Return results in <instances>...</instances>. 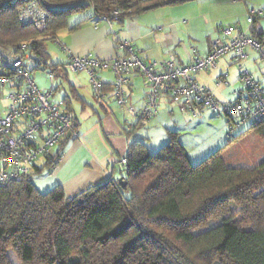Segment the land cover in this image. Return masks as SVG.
Masks as SVG:
<instances>
[{
  "label": "trees",
  "instance_id": "16d2710c",
  "mask_svg": "<svg viewBox=\"0 0 264 264\" xmlns=\"http://www.w3.org/2000/svg\"><path fill=\"white\" fill-rule=\"evenodd\" d=\"M189 1L40 0L47 27L39 32L17 21V0H0V45L32 57L37 69L50 67L55 78L64 64L48 63L45 43L70 14L89 6L112 20ZM248 132L264 140V119L237 138ZM235 139L197 163L175 136L156 152L132 140L125 189L105 180L71 197L59 186L40 192L34 172L0 186V264H12L8 249L21 264H264V159L251 168L227 165L222 151ZM42 157L51 170L61 151Z\"/></svg>",
  "mask_w": 264,
  "mask_h": 264
},
{
  "label": "crops",
  "instance_id": "0c3cea01",
  "mask_svg": "<svg viewBox=\"0 0 264 264\" xmlns=\"http://www.w3.org/2000/svg\"><path fill=\"white\" fill-rule=\"evenodd\" d=\"M253 8L263 12L248 23V13ZM231 23H237L243 31L264 41V0H192L142 10L110 22L97 17L88 6L67 16L65 26L57 31L53 40V43L62 42L66 49H59L57 45L55 58L46 51L50 58L48 63L65 64L71 56L85 54L110 60L122 52L117 47L118 39H127L144 59L162 60L174 55L180 64L186 65L209 52L218 26ZM244 64L264 88V64L257 53L248 50ZM67 73L65 71L63 76ZM221 75L225 76L227 84L216 86L215 81ZM192 76L223 103L234 101L235 92L242 89L233 52L219 58L214 67L192 73ZM98 77L102 80L103 94L100 98L92 96L94 101L88 98L92 92L85 72L72 73L61 96L57 97L55 90L53 100H65L78 137L69 136L54 148L53 152L61 151V157L53 169L49 170L44 164L45 157L36 161L33 170L36 176H32V181L40 192L59 186L71 197L105 180L117 181L124 175L121 160L132 140H140L150 152H156L171 135L175 136L188 158L197 163L232 138L226 117L216 116L207 108L199 109L198 114L192 116L167 94L160 97L156 115L149 121H138L130 117L126 107L117 105L111 89L112 72L101 70ZM147 89L146 80L132 72L126 87L127 104L139 106ZM6 96L3 88L0 116L6 111ZM140 126H145L143 131H138Z\"/></svg>",
  "mask_w": 264,
  "mask_h": 264
},
{
  "label": "built area",
  "instance_id": "2783aa9c",
  "mask_svg": "<svg viewBox=\"0 0 264 264\" xmlns=\"http://www.w3.org/2000/svg\"><path fill=\"white\" fill-rule=\"evenodd\" d=\"M17 1V21L39 32L45 30L47 12L40 0ZM111 13L113 16L118 15L120 10L115 9ZM260 14L262 9H250L247 22L251 23ZM101 19L110 22L107 16ZM55 42L59 49H66L62 42ZM117 47L122 52L110 60L85 54L71 56L67 63L59 67L74 72L84 71L95 98L103 94L98 72L110 70L113 74L111 89L117 105L126 107L131 117L141 121L158 113V102L163 94L170 96L192 116H196L199 109L207 108L214 115H224L237 125L247 121L255 124L264 119V88L244 66L248 50L255 51L264 64V41L243 31L237 23L218 26L215 37L210 41L209 52L205 56L193 58L186 65L180 64L174 55L162 60L144 59L127 39H118ZM230 52H233L239 64L238 77L242 89L235 92L234 101L223 103L198 84L192 73L214 67L219 58ZM23 58L25 56L13 54L0 45V94L5 86L12 89L6 96V111L0 116V186L30 175L37 159L52 154L67 134L78 137L64 100H53L54 74L48 76L49 88L40 90L24 66ZM132 72L139 73L148 84L139 106L127 104L126 87ZM221 84H227L224 75L215 81L216 86ZM229 128L231 132V126ZM124 163L122 159L121 165L124 166Z\"/></svg>",
  "mask_w": 264,
  "mask_h": 264
},
{
  "label": "rangeland",
  "instance_id": "374dc122",
  "mask_svg": "<svg viewBox=\"0 0 264 264\" xmlns=\"http://www.w3.org/2000/svg\"><path fill=\"white\" fill-rule=\"evenodd\" d=\"M45 47H46V51L49 54H51L52 58H55L56 56L55 50L57 48L56 42L54 41L53 43V40H48L46 41ZM23 61L24 64L26 65V69L28 70L30 76L34 80L37 87L41 90H45L49 88L50 81L48 80V76L50 74L49 73L50 67H46L44 70H39V69L33 70V67L35 66V62L32 57L30 58L25 57L23 58ZM76 72L82 74L84 71H75V72L68 71L66 75V77L67 76L68 77L66 78L63 76L65 75V70L62 67L58 69L57 73L59 74L54 78L53 81V87H55L57 97L61 96V92L64 91L65 89L64 86L67 83V79H70L71 74ZM4 89H6L7 94L12 90L10 87L7 86H5ZM92 96L93 95L88 94L89 100L94 101L93 100L94 97ZM221 117L225 118L226 116L222 115ZM226 118L228 119V117ZM250 124L251 122H245L240 125H236V124L233 125L232 137H236V139L222 151V157L227 165L235 166V167L251 168L256 164H258L262 159H264V140L260 136H258L255 133L248 132L245 133L240 138H237V136L242 131H244ZM145 126H140L138 131L140 129L143 131ZM37 160L40 161L41 157H39ZM32 176L35 177L36 175L32 174ZM216 223L217 222H212L210 226H213ZM7 256L12 264H21L16 253L12 249L7 250Z\"/></svg>",
  "mask_w": 264,
  "mask_h": 264
},
{
  "label": "water",
  "instance_id": "95a60500",
  "mask_svg": "<svg viewBox=\"0 0 264 264\" xmlns=\"http://www.w3.org/2000/svg\"><path fill=\"white\" fill-rule=\"evenodd\" d=\"M69 134L66 135V138H69ZM118 184L121 186V188L125 189L126 188V181L123 180L122 177L118 178L117 180Z\"/></svg>",
  "mask_w": 264,
  "mask_h": 264
}]
</instances>
